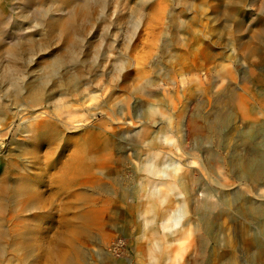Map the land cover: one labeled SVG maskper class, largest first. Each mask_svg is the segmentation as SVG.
<instances>
[{
    "label": "rangeland",
    "instance_id": "374dc122",
    "mask_svg": "<svg viewBox=\"0 0 264 264\" xmlns=\"http://www.w3.org/2000/svg\"><path fill=\"white\" fill-rule=\"evenodd\" d=\"M67 1L50 10L62 17L53 28L0 27V264H264L240 243L241 221L254 226L240 209L264 205V188L234 162L252 151V169L264 170V0ZM22 2L0 0L6 16ZM27 16L39 19L33 5ZM20 28L33 41L12 56L6 42ZM43 120L55 125L48 145L26 130ZM91 132L109 147L68 184L65 166ZM33 151L49 164H33ZM153 153L164 174L148 171ZM186 169L212 200H230L200 207L208 234L185 185L169 184ZM22 186L42 194L34 207H20ZM169 209L176 221L163 226Z\"/></svg>",
    "mask_w": 264,
    "mask_h": 264
},
{
    "label": "bare ground",
    "instance_id": "6f19581e",
    "mask_svg": "<svg viewBox=\"0 0 264 264\" xmlns=\"http://www.w3.org/2000/svg\"><path fill=\"white\" fill-rule=\"evenodd\" d=\"M63 2L64 3H62L61 0H47V1L45 0V2L43 0H23L20 12L19 13L16 12V13H13V14H9L7 16H6L7 13H4L2 5L0 4V27L5 26V23H8L7 20L9 18L10 19L12 18L14 23H23V24H26V22L29 23L28 27H35V26H39L40 27L41 26V28H53L54 25L58 21H60L62 17L57 15V14H55V12H52L50 10H55V11L56 10H59V11L63 10L64 6L68 5V1L64 0ZM31 5H33L34 9L37 11V15H39V19L37 17H35V16H34V18L33 17L30 18V17L27 16V12H28V10H29ZM68 10L70 12L69 11L65 12L66 15H64V16H66L67 21H68V23L64 22L65 23V27L70 32H73V31L75 32L76 25L74 23H72V20H69L70 17H71L70 15L72 14L71 13L72 10L70 8ZM49 12H52V13H49ZM18 18L22 19V20L18 21ZM31 22L33 24H31ZM25 31L23 29H21V28L18 29V33L15 36L17 38V40L10 39V40H8L6 42V43H10L11 48L9 50V53L12 56L16 55L15 48L19 44H22L24 42H32L33 41L32 34L31 35L28 34L26 36V35L23 34V32H25ZM9 41H11V42H9ZM0 50L2 51V49H0ZM79 77H80V73L77 76V78H79ZM40 88H42L41 84H38V89H40ZM18 91H20V90H18ZM37 92H38V90H37ZM30 94H31V92H30ZM12 95L14 96V98H17V101H18V98L20 97V96H18V92L13 91ZM6 100H8V99H6ZM17 106H21L22 110L24 109V108H22L23 105L21 103H18ZM6 107H7L6 101H0V113L4 112ZM44 120H43V122L42 121L41 122L38 121V122H34L32 124H29L27 126L26 130H30L31 129L32 134H33V137H32L33 139H36L38 137L43 136V139H44L43 142L47 144V134H49V130L50 129L51 130L54 129L55 125L50 124V122H45ZM13 121H14V116L8 122L7 128L12 125ZM38 124H40V125H38ZM78 125H80V124H78ZM96 132L95 133L91 132L88 135V138L82 140L83 144L82 145L79 144V146L76 148V156L70 162H68L66 164V166H65L66 171H64V173H63L64 174V178L67 179V180H65L66 183H68V184L70 183L71 184L73 182H76V180L80 182L82 180V177L80 178V175H83V174L86 175V173L88 172L89 168L92 167V165H94V163H93L94 161L93 160H89L90 158H88V157H92L93 154H95V153L98 154L100 152H103V150H107L108 149V147H109L108 145L110 143V140H108L109 137H107V136L106 137L105 136L102 137V134L100 136V134H98ZM3 134L7 135V132H3ZM246 135H247V132H244V133H242L241 136H246ZM20 141H22V140H20ZM43 142H40L39 144L44 145ZM249 154L250 155L241 156V157L236 156L235 159H234L236 167L240 168V173H239L238 177L241 180L249 181L254 186L253 187L254 189L260 190L261 188H264V180H262V178H264V170H262V171H257V170L254 171L252 169L253 152L251 151ZM42 156L47 157V152H46V154L43 153ZM156 156H157L156 153L152 154V158L149 161L148 171H150L154 175H157L159 173L164 174V170L161 168L160 162H154V157H156ZM18 158H20V157H18ZM33 158H34L33 164L37 163L38 168L42 169V167H44L43 166L44 162L43 163L42 162L39 163V159L41 158V156L37 155L36 151H33ZM203 161L205 162L204 159H203ZM49 162L50 161L46 162V164L48 165ZM217 162L218 161H216V163ZM193 164H194V161L189 160V161H187L186 165H188V167L190 168V167L193 166ZM12 166L14 167L15 170L16 169H20V162H18L17 159H16V162H13ZM213 166H214V164H213ZM23 176H24V174H20L19 175V177H23ZM196 178H197V176L192 174L191 169H186L184 174L177 175V177H174V181H172L169 184L172 187L173 186H177L178 184L185 185L187 198H188L189 202H191V205L197 207V211L199 213V214H197V215H199V223L198 224H200L202 226V229L204 230V232L206 234H208L212 230L211 221H210L209 217L205 213L202 212L200 207L208 208L209 205L210 206L211 205H216L219 202L228 203L230 200L228 199L227 195H225V194H223V195L221 194L222 196L220 198L212 200L211 199V195H210V194H212L211 192L209 193L208 191L203 189L202 186L200 188H196L195 187ZM63 184H65L64 181L61 182V185H63ZM16 190H17V194L19 193V190H20V192L23 190L26 193L24 201L21 202L22 206H20L21 208H25V209L29 208V207H34L35 206V201L38 199L37 196L42 195L39 192H34L29 187L25 188V186H22L21 189L19 188V190L17 188ZM198 190L201 192L200 194H199ZM2 191H3V189H2ZM161 191H163V190H161ZM1 194H2V192H1ZM258 196H259V192H258ZM80 197H81V195H79V198ZM2 199H3V197H0V201L1 202H2ZM160 200H161V198H160ZM105 201L106 200H104L103 203H105ZM0 207H2V204L0 205ZM176 210L177 209L172 210V211L170 209L166 210V211L163 210V214H162L163 226L167 225L170 222H174L175 223V221H176V215H175L176 214ZM240 215L243 218H245V217L252 218L253 221H254V226L253 227L249 226L248 222L245 219H243L241 221V223H240V238H241L240 239V243H241V246L242 247H247V248L249 247V248L253 249V251L251 253L256 257L255 259L258 262L262 263V262H264V205H262V204L260 205L259 203L255 202V201L245 202L244 205L240 209ZM201 226H200V228H201ZM17 231L20 233L19 229ZM5 236H6V230L3 228V224L0 221V242L5 238ZM198 236L200 237L199 239H201V244H202L201 245V250H203L201 252L203 253L204 252V247H205L204 246L205 245L204 244L205 243V241H204L205 239L202 236V234H200ZM214 254L217 257L222 256V254H219L217 252H215ZM251 257H253V256L251 255Z\"/></svg>",
    "mask_w": 264,
    "mask_h": 264
}]
</instances>
